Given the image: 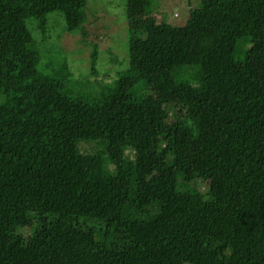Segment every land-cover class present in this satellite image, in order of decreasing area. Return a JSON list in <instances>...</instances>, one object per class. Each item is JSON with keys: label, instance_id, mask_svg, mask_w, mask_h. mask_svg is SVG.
Segmentation results:
<instances>
[{"label": "trees", "instance_id": "obj_1", "mask_svg": "<svg viewBox=\"0 0 264 264\" xmlns=\"http://www.w3.org/2000/svg\"><path fill=\"white\" fill-rule=\"evenodd\" d=\"M182 1L113 77L90 0H0V264H264V0Z\"/></svg>", "mask_w": 264, "mask_h": 264}, {"label": "rangeland", "instance_id": "obj_2", "mask_svg": "<svg viewBox=\"0 0 264 264\" xmlns=\"http://www.w3.org/2000/svg\"><path fill=\"white\" fill-rule=\"evenodd\" d=\"M160 5L166 7L164 10L165 20L173 23L174 25H184L187 21V15L183 14L186 10V3L182 0H160ZM125 0H90V6L88 7V24L94 27V30L105 35L108 38V42L102 41L99 46V61L98 69L101 73H108L109 75L116 76L123 69L121 65L128 63L127 51L129 48L130 32L128 20L126 18ZM100 19V20H99ZM50 23L51 37L49 40L54 41L57 34L63 29L64 21L60 13H52L48 16ZM100 21V22H99ZM29 26L33 35L39 37L38 30L33 21H29ZM62 33L60 34V37ZM47 58H52L54 52L48 44L41 47ZM56 52V51H55ZM70 52H74V57L79 58V61L75 59L73 62L75 71L81 69V72L86 73L87 69H91V57L88 55V51L71 47ZM74 60V59H73ZM77 62V63H75ZM83 84V80H81ZM83 87L87 88L85 95H92L91 88L88 85L83 84ZM84 95V96H85Z\"/></svg>", "mask_w": 264, "mask_h": 264}]
</instances>
